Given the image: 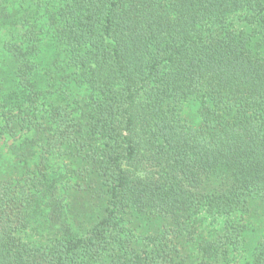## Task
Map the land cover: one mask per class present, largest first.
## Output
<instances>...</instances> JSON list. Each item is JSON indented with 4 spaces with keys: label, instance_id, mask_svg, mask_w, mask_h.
Instances as JSON below:
<instances>
[{
    "label": "trees",
    "instance_id": "obj_1",
    "mask_svg": "<svg viewBox=\"0 0 264 264\" xmlns=\"http://www.w3.org/2000/svg\"><path fill=\"white\" fill-rule=\"evenodd\" d=\"M0 21V264H264V0H0Z\"/></svg>",
    "mask_w": 264,
    "mask_h": 264
},
{
    "label": "rangeland",
    "instance_id": "obj_2",
    "mask_svg": "<svg viewBox=\"0 0 264 264\" xmlns=\"http://www.w3.org/2000/svg\"><path fill=\"white\" fill-rule=\"evenodd\" d=\"M7 36V24L3 23V21H0V78L1 79H5L6 78V73H9V66L7 64L6 57L5 54L2 53V42L3 40L6 38ZM196 108L197 105L194 104L193 102L187 103L186 105H184L183 108V112L184 114H186L187 116L193 118L195 121H197V113H196ZM15 139L10 137H5V139H1L0 140V161L2 162V164L7 166V163H11L10 166L14 167L15 163L12 161H10L11 157H12V153L10 152L8 145L13 142ZM54 162V161H53ZM34 161L31 160L29 162V166H33ZM18 174L21 172V169L18 167V169H15ZM66 197H64V202H67V204L70 206L71 204V195L70 193H66L64 191H62ZM43 216L40 218L39 223L37 221L34 222V224H32V226H29L27 229L23 230L20 234L23 236L24 239H28L26 236V233L29 237L30 240H39L42 236V234H45L47 232V224L46 222L43 220ZM71 220V217H70ZM72 221V220H71ZM73 222V221H72ZM253 223H255L257 225V221H253ZM73 224H75L73 222ZM39 226V228H38ZM209 227H211V225H209ZM256 232V231H255ZM258 232V230H257ZM253 235V234H251ZM249 242H251V238H249ZM245 253L240 254L239 256V260H238V264L243 263V261L248 259V253L246 251H244ZM247 254V255H246Z\"/></svg>",
    "mask_w": 264,
    "mask_h": 264
}]
</instances>
